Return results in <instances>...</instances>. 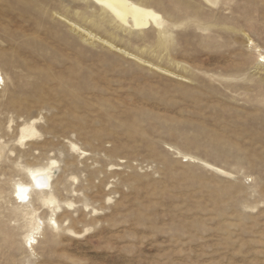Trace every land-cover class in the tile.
<instances>
[{
	"label": "rangeland",
	"instance_id": "1",
	"mask_svg": "<svg viewBox=\"0 0 264 264\" xmlns=\"http://www.w3.org/2000/svg\"><path fill=\"white\" fill-rule=\"evenodd\" d=\"M130 1L0 0V264H264V0Z\"/></svg>",
	"mask_w": 264,
	"mask_h": 264
},
{
	"label": "bare ground",
	"instance_id": "2",
	"mask_svg": "<svg viewBox=\"0 0 264 264\" xmlns=\"http://www.w3.org/2000/svg\"><path fill=\"white\" fill-rule=\"evenodd\" d=\"M99 4L108 8L116 17L127 22L129 14L136 27H143L150 23V20L156 21V16L148 9L133 3L130 0H96ZM4 81V77L0 70V82ZM32 179L36 186L42 187L49 184V173L32 172ZM31 185L19 182L16 184L14 195L20 202H26L29 197V189Z\"/></svg>",
	"mask_w": 264,
	"mask_h": 264
}]
</instances>
